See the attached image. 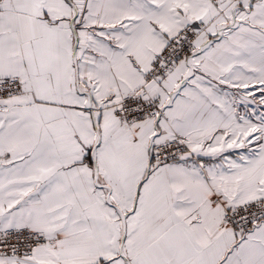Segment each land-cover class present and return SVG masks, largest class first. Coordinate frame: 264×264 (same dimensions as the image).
Listing matches in <instances>:
<instances>
[{"label":"snow or ice","instance_id":"6c2138e0","mask_svg":"<svg viewBox=\"0 0 264 264\" xmlns=\"http://www.w3.org/2000/svg\"><path fill=\"white\" fill-rule=\"evenodd\" d=\"M0 264H264V0H0Z\"/></svg>","mask_w":264,"mask_h":264}]
</instances>
